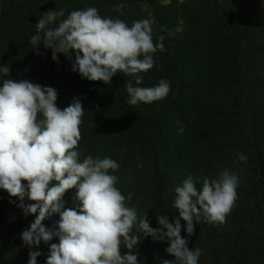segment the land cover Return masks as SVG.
<instances>
[{
	"label": "trees",
	"instance_id": "16d2710c",
	"mask_svg": "<svg viewBox=\"0 0 264 264\" xmlns=\"http://www.w3.org/2000/svg\"><path fill=\"white\" fill-rule=\"evenodd\" d=\"M121 4L122 15L115 10ZM88 7L129 26L151 20L153 41L163 35L166 50L153 55L156 65L142 73L139 86L167 80L165 99L130 105L125 86L129 80L137 86L132 77L118 73L110 84L89 81L72 71L64 54L56 62L43 44L33 49L30 39L43 13L63 9L58 23ZM5 64L11 73L0 75V86L12 78L54 87L60 109L80 100L81 159L91 154L117 161L119 170L111 173L118 177L116 186L125 196L133 193L128 205L147 213L152 228L161 227L157 215L170 223L178 217L174 189L188 176L200 188L204 178L215 179L224 169L237 173L238 198L226 221L194 222L189 236L181 220V236L190 250L202 249L198 264H264V25L250 0H0V65ZM74 195L75 189L65 193V209L75 207ZM18 203L0 189V264H28L20 234L35 217H25ZM24 203L33 201L25 197ZM58 220L56 214L43 223L52 227ZM52 243L58 238L33 249L42 253L37 264H46ZM168 246L146 237L132 251L139 264H181L166 252ZM127 251L121 247L122 254Z\"/></svg>",
	"mask_w": 264,
	"mask_h": 264
},
{
	"label": "clouds",
	"instance_id": "9594fccd",
	"mask_svg": "<svg viewBox=\"0 0 264 264\" xmlns=\"http://www.w3.org/2000/svg\"><path fill=\"white\" fill-rule=\"evenodd\" d=\"M123 8L121 4L115 10L122 15ZM64 15L61 9L40 16L37 34L30 39L33 49L43 44L52 50L56 62L58 54H64L72 61V71L89 81L110 84L118 73L132 77L137 86L131 80L125 86L130 105L168 96L167 80L161 79L154 87L139 86L142 73L156 65L153 55L166 50L163 35L154 43L151 20L133 21L129 26L88 7L72 11L57 23ZM10 73L9 65H0V75L9 77ZM57 99L54 87L27 79L6 78L0 86V189L19 201L16 206L25 217H35L20 234L29 249L28 264H37L42 255L33 249L54 238L59 243L50 245L46 264H139L132 250L146 237L167 241L166 252L181 264H198L203 251L188 248L181 236V220L189 236L195 231L194 222L223 224L238 198L239 175L224 169L215 179L204 178L200 188L188 176L174 189L178 217L170 223L166 215H157L161 227L152 228L147 213L128 205L133 193L125 196L116 186L118 177L111 173L119 170L117 161L91 154L81 159L78 149L85 110L80 100L60 109ZM238 159L247 157L240 153ZM72 189L75 207L65 209L63 197ZM25 197L33 203L26 205ZM56 214L59 220L52 227L45 226L43 222ZM122 246L128 250L124 254ZM163 264L174 262L163 260Z\"/></svg>",
	"mask_w": 264,
	"mask_h": 264
},
{
	"label": "rangeland",
	"instance_id": "374dc122",
	"mask_svg": "<svg viewBox=\"0 0 264 264\" xmlns=\"http://www.w3.org/2000/svg\"><path fill=\"white\" fill-rule=\"evenodd\" d=\"M169 0H162L163 3H167ZM183 1V0H180ZM256 14L257 21L264 25V0H250Z\"/></svg>",
	"mask_w": 264,
	"mask_h": 264
}]
</instances>
